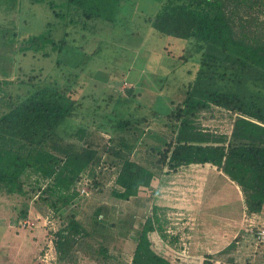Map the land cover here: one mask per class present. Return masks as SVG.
Returning <instances> with one entry per match:
<instances>
[{"label": "trees", "instance_id": "obj_1", "mask_svg": "<svg viewBox=\"0 0 264 264\" xmlns=\"http://www.w3.org/2000/svg\"><path fill=\"white\" fill-rule=\"evenodd\" d=\"M66 2L65 11H54L55 16L65 22L63 38L56 41L50 36L26 37L24 42L21 41L25 45L20 46L19 52L32 51L34 55L42 52L43 57H49L47 47L51 46L60 54L70 53V46L79 41L75 33L73 38L74 29L81 37H92L84 35L78 29L80 25L89 30L94 28L90 22L117 27L122 9L132 17L145 11V3L156 2L158 7H149L151 13L143 18L146 27L153 28L163 37L186 41V45L170 41L163 48L165 54L173 58V51L185 46L186 51L190 50L189 55L193 51L190 56H183L185 61L197 57L198 66L191 81L185 85L182 102L162 117V125L167 131L163 146L158 150L151 148L156 155L157 172L132 159L119 157L110 198L129 202L144 195L155 197L160 185L165 183L164 176L191 165H211L222 172L220 175L229 183L235 184L237 191V187L240 188L246 213L264 214V0ZM90 60V56H86L83 62ZM56 65L65 72L67 65L63 59L59 58ZM69 84H63V87L60 82L35 85L28 96H18L17 101L8 94L2 97L7 111L0 116V191L19 196L24 205L38 194L37 201L48 203L55 211L59 227L51 233L56 257L51 262L125 264L121 255L110 246L113 234L109 230L115 227L110 219L113 210L110 204L97 209L90 223L80 218L79 208L86 199L81 197L77 184L82 172L94 164L99 152L88 143L66 142L59 134L61 126L77 117L83 109L84 100L73 97L76 87ZM133 91L134 88L127 89V92ZM112 99L115 98L109 95L103 101L110 104ZM102 103L96 109H102ZM215 115L231 121L230 135L201 127L203 120ZM143 121L147 122L146 119ZM119 123L122 129L135 124L131 120ZM87 131V126L78 125L75 133L83 139L85 134L92 133ZM100 172L101 169L94 178L95 186L99 184ZM26 184L30 185L29 190L25 189ZM166 210L153 204L145 222L132 228L136 244L130 264H171L154 239L158 235L164 241H180L178 235L168 231L170 221ZM23 213L25 217L27 212L23 210ZM257 232H254V240L264 243L257 238ZM239 241H234L216 257L228 255L237 248ZM238 258L239 255L231 256L225 263L253 264L252 257L245 261ZM208 264L212 263L209 261Z\"/></svg>", "mask_w": 264, "mask_h": 264}, {"label": "rangeland", "instance_id": "obj_2", "mask_svg": "<svg viewBox=\"0 0 264 264\" xmlns=\"http://www.w3.org/2000/svg\"><path fill=\"white\" fill-rule=\"evenodd\" d=\"M66 1L0 0V102L5 94L11 95L13 101L18 96L25 98L35 85H75L73 97L84 100L83 109L61 126L59 134L66 142L88 143L99 152L77 184L81 197L86 199L79 208L80 218L90 223L97 209L110 204V219L115 223L109 230L113 234L110 246L125 264H130L136 244L132 228L145 222L155 203L167 208L168 231L179 236L178 243L154 236L171 264H226L229 257L238 255L239 260L252 257L253 264H264V243L253 238L255 231L264 229V214L246 213L240 188L237 191L235 184L223 178L216 167L191 165L164 176L165 183L156 182L160 187L155 197L144 195L129 202L110 198L120 158L132 159L157 172V159L151 148L158 150L163 146L167 131L162 117L182 102L185 85L198 66L197 57L185 61L183 56L190 51L185 46L175 49L173 58L165 54L163 48L170 41L178 45H186V41L163 37L146 27L143 18L151 13L149 7H158L156 2L145 3L140 17L138 13L129 17L122 9L117 27L90 22L94 28L89 30L80 25L78 29L92 36L89 38L81 37L73 28V38L75 33L79 41L69 45L70 53L60 54L51 46L47 47L49 57H43L42 52H19L26 37L50 36L56 41L63 38L65 22L54 11H65ZM86 56L91 60L84 63ZM59 58L67 65L65 72L56 65ZM132 88L135 91L127 92ZM109 95L115 99L106 104L103 98ZM101 103L103 108L96 109ZM3 111L7 108L1 102L0 116ZM126 120L135 124L129 129L120 128L119 122ZM78 125L87 126V132L92 133L80 139L75 133ZM201 127L228 135L232 130L231 121L218 115L203 120ZM100 169L99 184L95 186L93 181ZM25 189L29 190L30 185L26 184ZM37 198L38 194L24 205L19 196L0 191V264H55L51 262L56 258L51 233L58 230V217L48 203ZM23 210L27 212L25 217ZM237 240L240 241L235 250L216 257Z\"/></svg>", "mask_w": 264, "mask_h": 264}, {"label": "built area", "instance_id": "obj_3", "mask_svg": "<svg viewBox=\"0 0 264 264\" xmlns=\"http://www.w3.org/2000/svg\"><path fill=\"white\" fill-rule=\"evenodd\" d=\"M257 234H258L257 238H258L260 241H264V229L259 230V232H258Z\"/></svg>", "mask_w": 264, "mask_h": 264}]
</instances>
